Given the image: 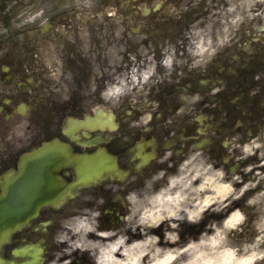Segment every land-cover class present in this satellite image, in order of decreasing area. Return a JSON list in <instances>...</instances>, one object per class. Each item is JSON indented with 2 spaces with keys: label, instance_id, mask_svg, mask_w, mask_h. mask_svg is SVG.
Segmentation results:
<instances>
[{
  "label": "flooded vegetation",
  "instance_id": "af4514ba",
  "mask_svg": "<svg viewBox=\"0 0 264 264\" xmlns=\"http://www.w3.org/2000/svg\"><path fill=\"white\" fill-rule=\"evenodd\" d=\"M199 1L0 0V264L62 263L64 221L94 212L118 227L133 192L168 185L194 153L253 182L234 203L264 188V28L224 39L217 3ZM134 73L137 97L112 102ZM55 143L128 175L65 199L74 171ZM49 173L62 197L45 199Z\"/></svg>",
  "mask_w": 264,
  "mask_h": 264
},
{
  "label": "bare ground",
  "instance_id": "6f19581e",
  "mask_svg": "<svg viewBox=\"0 0 264 264\" xmlns=\"http://www.w3.org/2000/svg\"><path fill=\"white\" fill-rule=\"evenodd\" d=\"M205 183L201 182L198 185V189L207 188V183L211 182L210 177L204 178ZM208 181V182H206ZM197 182V181H196ZM195 182V185H196ZM213 183V182H212ZM211 183V184H212ZM192 185V183L190 184ZM225 187L223 185H218L215 187V191H223ZM195 190V191H196ZM193 191V192H195ZM192 192V193H193ZM181 191L175 187L170 188L165 192H162L157 196V200H167L166 203H156L154 206V213L146 215V211L143 213L144 217L151 219L152 223L149 227H143V223H139V226L134 232L132 228L127 231V235L117 237V235H112L111 233L97 232L92 229L90 223L84 218H78L76 221V228L82 233V238H79L81 244H87V249L84 251L89 258H92V250H95L99 254V260L95 264H249L251 261L249 259L244 261H238V258L232 252H228L222 256H215L213 262L207 261V256L209 252L203 250V245L207 243L208 239L205 238L207 234L192 238L188 240H178L174 234L176 228L173 227L171 222H162L158 224L161 219L158 215V210L156 207L158 205L166 206L167 210L170 211L171 216L175 214V208L179 203L176 202L180 198ZM184 193V191H183ZM209 193V192H208ZM207 193V194H208ZM209 197V196H208ZM206 198L205 203L207 204L209 198ZM203 204L202 202H199ZM198 203L186 206L183 213L188 218H193L199 214V209L197 207ZM173 211V212H172ZM238 215H240L238 213ZM237 214L231 215L230 219L226 222V225H233L235 220L238 219ZM190 218V219H191ZM145 221V220H144ZM175 222V220H173ZM158 224V225H157ZM169 231L166 234V238L162 237L160 234L164 227ZM159 236V237H158ZM219 236V235H218ZM157 237L159 239H157ZM92 239V240H90ZM218 240H211L213 246H217ZM77 245V249L80 245ZM192 251V252H191Z\"/></svg>",
  "mask_w": 264,
  "mask_h": 264
},
{
  "label": "rangeland",
  "instance_id": "374dc122",
  "mask_svg": "<svg viewBox=\"0 0 264 264\" xmlns=\"http://www.w3.org/2000/svg\"><path fill=\"white\" fill-rule=\"evenodd\" d=\"M224 3H225V7H223L222 11L225 12V15L227 12L231 13L232 15L234 14L239 15L237 11H240L241 14L244 13L246 15V14L251 13L254 8L260 5H264V0H224ZM198 167H199L198 164H195L194 166H192L191 170L192 169L193 170L191 173H190L191 171L190 170L189 174L186 175V181L178 180V184L181 186V188L184 191H187V194L183 195L184 200H187L190 202L191 200L192 201L194 200L196 201L195 203H197L200 197L203 200H205V196H209L210 202L207 204L206 203L203 204V211L206 208H212V207H217L218 209H222L226 206V204H230L226 202L227 200L232 199L231 196L235 195L236 197L242 192V190L241 191H238L236 189L232 190L228 186H227L228 187L227 189L226 185L228 183L227 181H223L224 174L222 171H215L211 168H208V169L203 168V170L198 171L197 170ZM211 170L213 171L212 174L210 172ZM204 172H206L207 174H210V179H212L211 182L209 180L208 186H207L208 189H206L208 190L209 194L207 195L202 194V196H200L197 192L195 195V192L193 193L191 192L190 190L191 186H190V183L188 182L191 181L192 176L193 177H196V176L203 177ZM218 185H223L225 189L223 191L215 192L213 190V187H216ZM250 185L251 184H249V186ZM255 196L256 197L253 199L254 203H249V205L250 207H256V211L252 214V220L249 219L248 221L246 219V223L248 221L249 230L247 231L244 238H235L234 235L232 234L233 230H236V231L238 230L241 223L243 222L242 219H244V217L238 218L237 220H235L233 225H229V226L226 225V222L228 221V219L223 221V223H215V221L213 220L210 221L216 226H215L214 232H212L211 234H207L205 236V238H207L208 241L206 244L203 245V250H205V252L210 253L207 256V261L213 262L215 260V256L217 255L222 256L228 252H232L235 255V257L238 258V261H244V260L249 259L251 261V264H264V192L258 193ZM153 198H154V194H151L141 199L147 200V201L149 200L153 201L154 200ZM133 199H136V197L133 196ZM151 204L154 205V203H151ZM189 204L190 203H180L179 205H177L176 208L174 209L175 214L173 216H171L170 211L167 210L166 207H163V206H160L158 208L156 207V210H158V215L160 214L159 217L161 218L159 221H161L162 219H171L172 217L178 219V217L181 216V212L185 209V206H188ZM197 207L199 209V214L193 217V219L190 217L192 220H196L198 216L201 215L202 213L201 212L202 204L198 203ZM141 209H142V203H133L132 211L126 221L127 223L124 226V234L130 228H132L133 231L135 232L136 228L139 226V222L143 223L142 224L143 227H149L151 225L150 224L152 223L151 220H148L147 222L146 220L144 221L143 219L139 217ZM151 209L154 210V206H152ZM137 217L139 218L137 219ZM181 217H183V219L187 218V216L185 215H182ZM161 222H165V221H161ZM169 222L173 223L174 221L169 220ZM65 225H67V223H65ZM73 226H74L73 223L68 224L67 225L68 229L63 230L64 235L62 236V238L64 239L63 241H66V243H68L67 244L68 246L66 247V250H65L68 255H71L73 252H75V250H77L75 243L77 242V244L80 245L79 238H82V233L78 229V233H79L78 234L77 231L73 229L76 225L74 227ZM69 230H72L73 234H71ZM74 234H78V236L76 237V235ZM177 234L179 235L178 231L177 233L175 232L176 236H178ZM162 235L163 236L165 235V231L162 232ZM213 239L219 241L217 246H213V244H211V240ZM86 245L87 244H82V247L86 248L87 247ZM94 251L95 250H93L92 252ZM93 257H96V260H99V255L97 256V253H93ZM66 263H69V262H66Z\"/></svg>",
  "mask_w": 264,
  "mask_h": 264
},
{
  "label": "water",
  "instance_id": "95a60500",
  "mask_svg": "<svg viewBox=\"0 0 264 264\" xmlns=\"http://www.w3.org/2000/svg\"><path fill=\"white\" fill-rule=\"evenodd\" d=\"M78 170H79V174H80V178H85L87 176V173H84L83 172V167L82 166H79L78 167ZM89 174V173H88Z\"/></svg>",
  "mask_w": 264,
  "mask_h": 264
},
{
  "label": "clouds",
  "instance_id": "9594fccd",
  "mask_svg": "<svg viewBox=\"0 0 264 264\" xmlns=\"http://www.w3.org/2000/svg\"><path fill=\"white\" fill-rule=\"evenodd\" d=\"M173 227H175V225H173Z\"/></svg>",
  "mask_w": 264,
  "mask_h": 264
}]
</instances>
